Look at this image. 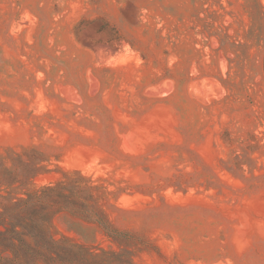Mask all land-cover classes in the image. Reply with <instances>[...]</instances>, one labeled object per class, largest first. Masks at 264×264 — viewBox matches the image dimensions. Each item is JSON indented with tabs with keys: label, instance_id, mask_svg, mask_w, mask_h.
I'll return each mask as SVG.
<instances>
[{
	"label": "rangeland",
	"instance_id": "1",
	"mask_svg": "<svg viewBox=\"0 0 264 264\" xmlns=\"http://www.w3.org/2000/svg\"><path fill=\"white\" fill-rule=\"evenodd\" d=\"M34 147L31 187L114 192L139 242L98 261L264 264V0H0V156Z\"/></svg>",
	"mask_w": 264,
	"mask_h": 264
},
{
	"label": "trees",
	"instance_id": "2",
	"mask_svg": "<svg viewBox=\"0 0 264 264\" xmlns=\"http://www.w3.org/2000/svg\"><path fill=\"white\" fill-rule=\"evenodd\" d=\"M49 162L35 147L0 156V264H111L97 260L107 254L97 246L98 233L116 243L139 242L99 205L114 192L82 172H63L55 183L31 187L50 173ZM59 215L68 219L67 230L77 240L54 235Z\"/></svg>",
	"mask_w": 264,
	"mask_h": 264
}]
</instances>
